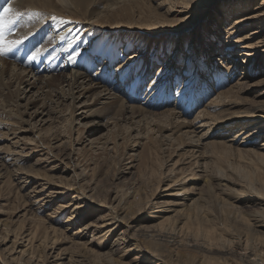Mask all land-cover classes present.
I'll return each instance as SVG.
<instances>
[{
    "label": "rangeland",
    "instance_id": "374dc122",
    "mask_svg": "<svg viewBox=\"0 0 264 264\" xmlns=\"http://www.w3.org/2000/svg\"><path fill=\"white\" fill-rule=\"evenodd\" d=\"M178 1L88 0L79 6L78 4L71 5V9L64 11L63 16L54 15L53 17L57 19H48L45 25H41L38 29L40 32L51 36L49 39L53 47L50 49L52 52H56L58 45H53L56 42L54 41L55 38L61 32L65 33L74 27L77 28L76 33L72 32V35L66 36L65 45L69 47L67 42L71 37H79L73 43L74 45L71 44V46H74V49L70 52L72 61L76 62L78 59L76 56H81L85 52L88 53V61L95 66L94 70L96 69V72L100 71L98 74L103 73L104 69L107 70L105 75L109 80L106 81L108 83L103 82L102 86L114 91V94L117 93L128 105L135 103V105H141L152 112L172 107L177 111L179 110L180 113L185 108L186 113L184 116L186 115L188 120H192L200 114L199 110L202 105H206L208 98H215L216 92H218L217 89L226 87L235 79L234 77L238 73L242 74L243 69L234 72L232 78L230 73L226 72V76H222L225 77L224 81H217L219 83L217 84L215 80L219 79L218 77L222 72L215 73V76L214 72L218 71L217 66H221L222 62L219 59H214L216 68H205L203 65L206 61L203 62V58H201L199 62L200 74L195 76L191 65V69L185 70L189 67L184 62L185 52L181 61H179L180 68L177 70L178 72L174 74L173 79L166 83L165 87H163V82L160 84L152 82L154 77L158 76V69L163 66V61L158 60L159 57L154 58L155 67L152 68L151 74H148V67L144 69L147 66L146 61L150 58V54L146 56L145 60H142L141 66L135 69L134 73L128 75V70L124 69L120 71L122 75H119L120 73L117 71H119L120 65L127 62L131 54L135 53L137 44H139L126 33L147 36V33L142 31L148 26L146 21L153 20L157 26L165 28L160 29L162 31L157 32L155 37L151 35L153 40L149 42V47H156L158 51L161 52L162 50L164 53L163 47L166 42L169 40V43H171L175 37L174 39L177 41L174 42H178L185 51L184 45L187 44L184 41L186 36H174L175 32L182 31H175L174 27L178 25L187 27L183 31L189 32V36L193 35L192 32L201 30L199 35L203 37V28L216 27L212 25L215 16L220 17L221 20V18L235 14L243 9V6L248 5L250 6L244 9L248 12L250 8L249 11H251L253 6L259 3L260 0ZM0 6H2V3H0ZM171 7H174L176 11L172 9L174 12H171L169 9ZM179 10H183V12L179 14ZM86 17L92 18V22L96 19L98 24L101 23L106 28L117 30V34L105 32L104 35L97 38L96 33L91 31L93 30L92 25L87 24ZM229 22L230 20H226L217 24L220 48L225 45L227 35L224 28ZM170 28L172 29L170 30ZM248 29H253V26L249 25L243 31ZM263 34L264 31L259 35ZM34 35L38 36L39 33L36 32ZM81 37L85 38L80 42ZM193 38H195L194 35ZM199 40L201 41V38ZM199 40H196L197 49L199 48ZM211 40L212 38H205L204 42ZM126 41L129 43L128 46H125ZM93 45L96 46V49L91 52L90 48ZM33 46L39 52L35 41ZM50 49L48 50L50 51ZM74 51L77 53L76 56L73 55ZM101 51L104 53L102 56L98 55ZM228 51L241 52L238 45L233 46ZM165 53L167 54V51ZM59 55L60 53H57L55 62L63 65L66 57ZM2 57L13 64L23 65L22 68L26 71H30L32 64L36 61V57L22 63L18 60L14 61L9 57V54ZM262 57L254 65L253 70L250 69L247 72L246 81L244 80L241 85V88L244 89H240L241 92L238 94L239 102L222 113L218 121L214 120L215 123L211 121V124L208 123L207 126L197 128L194 132L187 128L181 129L176 134L166 131L163 132L166 138L162 137V139L161 132H158L157 128L154 127L156 121H158L157 117L154 118L155 115H152V118H154L153 123L147 124L152 119L147 121L142 116L137 118L130 112L121 115L116 112V108L110 111L105 108V99L101 98V102H97L99 97L95 92L89 99L87 98L89 94L82 96L76 102L77 107L74 108L75 100L70 96L61 99L54 97V102L43 106L42 98L44 96L42 91L38 92V88H33L31 91L28 89L21 96H17L18 93L14 87H12V95L4 91L6 97L1 98L6 100L7 106L6 109L0 108L1 256L8 264H20L16 259H21L23 261L21 264H42L44 258L40 259L38 254L46 251L48 257L46 256L44 264H54L51 262L54 259L53 257L58 252H66L64 255H68V258L64 259L63 263L75 264L69 261L70 254L76 253V255H79L82 251H85L84 247H89L88 251H85L87 256L80 257V259L82 258L80 263L101 264L105 262L108 256L106 254L99 256L98 254L110 253V250H113L110 254L115 257L121 255L126 263H130L135 255L141 253L144 255L141 264H157L159 262V264H166L150 254L154 247H157V241L152 235L150 236L153 232L149 230L154 229L153 227L162 215L176 217L182 214L183 207L191 204L194 198L200 197L198 204L199 218L193 216L192 220L195 223L193 221L188 222L192 226L190 225V228L182 235V245L169 243L171 247L169 249L175 255L174 258L185 253L189 257H199L201 261L204 260L205 264H264V227L254 230L250 225V218L259 217V219L264 220V157L254 151H238L235 148H232L231 152L225 153L228 150L219 143V141L230 137L232 133L240 131L246 125L248 126L246 131L255 129L253 134L261 131L257 134L258 139L253 143L254 145L259 146L264 141V110H258L256 107L261 106L260 108L264 109V81L263 84L252 85L258 78H264V55ZM49 64L53 63L43 61L41 66L45 67ZM60 69L62 68L58 69V73L61 72ZM143 70H145L144 74H142ZM69 71H71V67L66 69V72ZM185 71H188V73H185ZM96 72H93V74H96ZM52 73L47 72V74ZM189 76L191 78L195 76V79L200 77L198 79L200 81L194 87L189 86V83H185V77L188 78ZM209 83H214L216 89H213L204 99V95H198L197 91L204 94ZM182 84L184 88L181 90ZM147 88L152 91L147 90ZM65 89H69V86H66ZM201 97L203 99L199 102ZM235 97L234 99H236ZM15 100H18V102H15ZM175 102L177 105H174ZM17 103H19L18 106H15ZM129 110L131 111L130 108ZM186 130L192 133L186 135ZM182 134L189 140L191 136V139L194 140L201 139L200 144L197 147L184 146L185 138L180 137ZM243 138L244 136L239 137L234 145L239 146ZM191 148H195L197 155L200 153L205 155L200 163L207 162L208 169L203 168V166L200 168L195 167L194 162L196 159L188 152L192 150ZM212 176L216 177L215 185L219 183L218 179L224 177V182L230 183L229 186L233 187L235 191L230 192V195L229 188L227 189L224 186L227 191L225 189L222 192L217 190L216 194H213L211 189L208 188L210 184H205L204 180ZM159 186L160 190L163 188V192L157 197L153 196ZM61 187L73 189L69 194L58 197L53 196L48 204L39 203L40 199L50 191ZM79 190L94 199V205L91 207H95L87 208L83 217L70 223L67 221L71 214L76 211V204L68 207H65L64 204L77 196L75 192ZM243 192L251 193L254 198H244L232 205L234 197ZM132 195L141 198L140 207L134 205V211L127 213L130 209L126 203L123 204L122 208L118 206V218L123 219V222H115L112 219L106 222L108 224L106 229L112 230L108 233L105 241L97 238L98 235L96 236L93 232L88 234L86 231L78 233L79 229L84 230L83 228L89 221L98 219L100 213L107 214L110 212L109 208L105 206L99 209L101 207L99 203L103 202L107 206L109 204L117 205L121 198L122 200L132 199ZM202 197H204V200ZM77 198L75 197L72 203L80 201ZM166 201L170 202L166 203ZM149 203H154V205L151 204L150 208L145 212H141L137 218H132L136 216L137 210L145 208ZM56 206H60L61 209L55 213ZM128 218H130L129 221H127ZM199 219L201 220L199 221ZM67 226L71 228L67 229ZM213 227L219 228L217 234L214 235L217 238L220 235L218 239H213L210 236L211 233L207 231V229L210 230ZM54 228L58 229L55 236H59V240L57 239L54 245L50 243L45 248L43 246L44 242L41 243L44 239L42 236L47 233L52 238ZM33 233H36V237H34L32 243H29L28 238ZM219 233H222V236ZM17 234H19L18 237H16ZM134 235H138L136 238L138 241L131 240L129 242L130 236ZM70 239H73L74 242ZM102 242L103 246H101ZM137 242L146 251L141 252L137 248L134 249ZM125 245L128 246L125 249L126 251L123 250ZM34 248L36 250L33 255L31 251ZM206 257L207 259H205ZM99 258L100 262L98 261ZM251 258L255 260H251ZM2 263L0 260V264Z\"/></svg>",
    "mask_w": 264,
    "mask_h": 264
},
{
    "label": "bare ground",
    "instance_id": "6f19581e",
    "mask_svg": "<svg viewBox=\"0 0 264 264\" xmlns=\"http://www.w3.org/2000/svg\"><path fill=\"white\" fill-rule=\"evenodd\" d=\"M87 1L88 0H10L14 9L19 10L25 14L23 17V21L27 25L24 28L18 29L17 33L14 35H11L10 38L15 39V38H18L20 35H24V34H28V33H31V35L29 36V39L27 41H25V45L27 46V48H25L24 46H17V49H14L13 52L8 53L9 57L14 59V61L18 60L19 62L22 63V62H26L28 60L33 59V53H35L34 58L36 57V61L32 64V68L30 69V71L28 70L29 71L28 72L22 68L23 65H18L15 63L13 64V63L9 62L8 59L4 60L2 56L0 57V108L2 107V109H3L7 106L6 100L2 99L1 97H3V96L6 97V94L4 91H7L6 93H10L9 95H12V93H13L12 87L16 88V91L18 93L17 96L23 95L25 92H27L28 89H30V91H31L33 88H38V92L42 91V94L44 96L42 98V105L43 106H47V105H49V103L54 102V97H58V99H61V98H65L67 96H70L73 100H75L74 108L77 107L76 102L82 96L89 94L87 96V98L89 99L92 96V94H94L93 92H95L99 97L97 102H101L102 99H105V101H106L105 108H108L110 111H112L114 108H116L117 109L116 112H118V114H121V115L125 114L127 112H130L131 114L135 115L137 118L139 116H142V117H145L147 121H148V119H152L151 121H148L147 124H152L153 119L157 117L158 121H156L154 127L157 128L158 132H161V139H162V137L166 138L163 135V132H166V131H171V132L176 134V132L181 131V129L187 128L188 130H191L192 132H194V130L197 128H200L202 126H207L208 123L211 124V121H214V120L218 121L219 117L222 113L226 112L228 109L231 108V106H233L239 102L238 94L241 92L240 89L243 88V87L241 88V85L244 83L247 72L250 71V69L253 70L254 65H256V63L260 60V58H263L262 56L264 55V34L261 36L259 35L261 32L264 31V0H260L259 3L255 4L253 6V10L249 11V9H250L249 8L248 12L245 11L244 8H248L250 5L243 6V9L237 11L235 14H232L230 16L227 15L225 18H223V19L221 18V20H220V17L215 16V18L213 19L214 21H213L212 25L213 26L215 25L216 27L215 28H203L202 29V31L204 33V34H202L203 37H200V35H199V33H201V30L198 31L196 29L197 31L192 32L193 35L195 36V38H193V35L189 36V32L187 33L185 31H183L184 28H187V27H185L183 25H178V26L174 27L175 31L176 30H182V31L175 32L174 36H177V35L186 36L185 41H184L185 44H187V45H184V47L186 48L185 51L182 48V46L180 47L178 42H174V41H177L176 39H174L175 37L173 38L171 43H169V40L166 42V45L163 47L164 53L162 52V50H161V52L158 51V48H156V47H153V48L149 47V45H150L149 42H151L153 40L151 35L155 37L156 33L161 32L162 30H160V29H164L165 27L157 26V24H155L153 22V20L152 21L147 20L146 24H148V26H146L147 28H145L142 31L143 33H147V36L141 35V34L134 35L132 33H126V34L130 35V37L135 39V41H137V43H139V44H137V50L135 51V53L133 55L131 54V56L129 57V59L127 60L126 63H124L123 65H120V69L117 72L120 73L121 70L126 69V70H128L127 71L128 75L130 73H134L136 71L135 69H137V68H139V66H141L140 64L143 62L142 60H145L146 56L148 54H150L151 56L146 61L147 66L144 69H146L148 67L147 68L149 70L148 74H151L152 68L155 67L154 58L159 57L158 60L163 61V66L160 69H158L160 72L157 70L158 76L154 77V80H152V82H157L159 84L163 82V87H165L166 83L168 81H170L171 79H173L174 74H176L178 72L177 70L180 68L179 61H181L182 56L185 54V52H186V54L184 55V62L186 63V65L187 64L189 65V67H187L185 70H188L190 68V65H191V68L195 72L194 73L195 76H196V74L197 75L200 74L199 62H200L201 58H203L202 59L203 62L206 61L205 65H203V66H205V68H208V67H211L212 69L216 68V65L214 64V59L215 60L219 59V61L222 62L221 66L220 65H219V67L217 66L218 71L214 72V76H215V73H220V71L222 72V73H220L221 75L218 77L219 79L215 80L216 82L217 81L220 82V80L224 81L225 77H222V76H226V74H225L226 72H229L230 77L232 78L238 69H240V70L243 69V70H242V74L238 73L234 77L235 79H233L226 87L225 86H224V88L219 87L217 89L218 92H216V97L215 98L214 97L208 98L206 105L201 106V108L199 110L200 114L196 115L192 120H188L187 116L186 115H185L186 117L184 116V114L186 113L185 108L182 109L180 113H179V110L177 111L176 109H174L172 107H170V108L165 107L166 109H161V111L156 110L158 112H154V111L152 112L150 110H147L145 107H143L141 105H135V103H133V105L132 104L128 105L122 97L118 96L117 93L114 94V91H110V89L101 85L103 82H106L109 80L108 78H106V75H105V71H107V70L104 69L103 73L98 74L100 71L96 72L95 71L96 69L94 70L95 66L92 65L88 61V58H89L87 56L88 53L85 52L83 55L81 54V56L75 55L79 59V60L77 59L76 62H73L72 61L73 59H71V60L69 59L70 54H71L70 52L74 49V46L68 47L67 45H65V39H60V37L64 36L66 38V36L72 35V32L76 33L78 30L77 28H75V27L72 28L71 32H65V33L61 32L58 35V37L55 38L54 41H56V42L53 45H58L57 51L55 50L56 52L51 51V49L53 47L51 44V41L49 39V37H51V36H49L46 33L40 32L38 29L41 25H45V23L48 21V19L53 20L54 15L55 16H63L64 11L71 9V5H77L78 4V6H79L81 4H84ZM164 1H166V0H164ZM7 2H9V0H0V3H2V5L7 3ZM178 2H180V0ZM165 3H167V2H165ZM181 3H183V2H181ZM169 9L171 10V12H174V10H175L174 7L173 8L171 7ZM172 9H174V10H172ZM0 10H2V8H0ZM178 12H179V14H181L183 12V10H181V11L179 10ZM97 16H100V15H97ZM232 16H235V17H232ZM91 19H90V17H86V22H87V24L92 25L91 27L93 28V30H91V31L96 33L97 38L104 35L105 32H108V34H117V30H113V29L111 30L109 28H106V27H104L105 25L102 24L103 25L102 26L101 23L98 24L96 19L94 20V22H92ZM66 20H67V18H66ZM226 20H230V22L226 25V28H224V32L226 33L227 37L225 40L224 47L220 48L219 47L220 46L219 45L220 44V39H219L220 36H218L219 35V28H218L217 24H220L221 22L226 21ZM249 25L253 26V29H251V30L248 29L247 31H243V29L248 27ZM179 26H181V27H179ZM171 29L172 28H170V30ZM36 32L39 33L38 36L34 35V33H36ZM196 33H198V34H196ZM83 36H84V34H83ZM84 38H82L80 40V42L82 40H84ZM94 38H95V36H94ZM200 38H201V41L199 40ZM205 38H212V40L208 41V42H204ZM196 40H199L198 41V44H199L198 49L196 48ZM34 41L37 44L39 52H37V50L33 46ZM72 45H74V44H72ZM128 45H129V43L126 41L125 46H128ZM132 45H134V44H132ZM236 45H238L241 52L235 53V52H229L228 51L233 46H236ZM95 47L96 46L93 45L90 48V51L91 52H92V50L94 51L96 49ZM84 48H86V47H84ZM110 48H112V47H110ZM48 49H50V51ZM115 51H116V49H115ZM166 51H167V54L165 53ZM57 53H60L59 56L62 55V56L66 57L65 58L66 61L63 65L57 64L55 62L57 59ZM75 56H74V58H75ZM163 57H164V60H163ZM43 61L48 62V63H53V64H49V65H46L45 67H42L41 64L43 63ZM244 62H245V64H243ZM242 64H243V67H242ZM69 67H71V71L66 72V69ZM59 68H62V69H60L61 70L60 73H58ZM198 68H199V70H198ZM35 69H37V70H35ZM144 71L145 70H143L142 74H144ZM47 72H49V73L53 72V73L47 74ZM93 72H96V74H93ZM44 73H46V74H44ZM185 73H188V71H185ZM140 74H141V72H140ZM119 75H122V74L120 73ZM189 77L188 78L185 77V83L186 82L189 83V86L194 87V85L197 84L198 81H200V80H198L200 77H196V79L194 77H192V78L190 77L191 78L190 79ZM230 77H228V78H230ZM125 80H127V79H125ZM205 80H207V79H205ZM263 81H264V78H258L257 80H255L252 83V85L253 84L254 85L259 84V83L263 84ZM123 82H124V80H123ZM218 82H217V84H219ZM106 83H108V82H106ZM125 83H127V82H125ZM135 83H137V82H135ZM134 85H133V87H134ZM141 85H142V83H141ZM208 85L209 86H208V88H206V91L204 92V94L197 91L198 95H204V99L207 96V94H209L213 89H216L215 88L216 85H214V83L213 84L209 83ZM66 86L67 87L69 86V89H65ZM118 86H120V85H118ZM180 88H181V90L184 88L183 84H182V87H180ZM149 89L147 88V90H149ZM145 92H147V91H145ZM136 94H137V92H136ZM193 94H195V93H193ZM153 96H155V95H153ZM189 96H191V95H189ZM235 96H237V97H235ZM229 97H231V98H229ZM234 97L236 99H234ZM158 99L160 100V98H158ZM202 99L203 98L201 97L199 102H201ZM107 100H109V101H107ZM181 100H182V98H181ZM155 101H156V99H155ZM15 102H18V100H15ZM158 103H159V101H158ZM177 103H178V101H177ZM177 103L174 105H177ZM18 104L19 103H17L15 106H18ZM179 104H181V103H179ZM186 105H188V104H186ZM256 107L258 110H264L263 108H260L261 106H256ZM129 108L131 109V111L129 110ZM14 113H13V115H15ZM152 115H155V117L152 118ZM263 115H264V113H263ZM215 121H214V123H215ZM247 128H248V126L246 125V126L242 127L240 129V131H237L236 133H232L230 137H227L226 139L219 141V143H221L223 145V147L225 146L224 148L226 150H228V151H226V152L224 151V152L225 153L231 152L232 148H235L238 151H241V150L254 151L258 155H260L261 157H264V141L263 142L261 141L262 143L259 146L257 145L258 147L253 144L258 139L257 134L260 133L261 131H258L257 133L255 132L256 134H253L255 129L254 130L249 129L246 131ZM191 131L189 132L186 130V135H190V133H192ZM241 136H244V138L241 140L239 146L238 145L235 146L234 145L235 141H237L238 138ZM180 137L185 138V136L183 134ZM191 137H190V140L188 138H185L184 146L197 147V145L200 144L201 139L194 140L193 138L191 139ZM250 142H252V143H250ZM243 144H245L246 146H244ZM241 145H243V146H241ZM194 149L195 148H193L192 150H189L188 152L191 153L192 156H194V159H196L194 162L195 167L200 168L203 166V168L208 169L207 168L208 167L207 162L200 163L201 159L205 158V155L203 153H200L197 155V151H195ZM215 179H216L215 176H212L209 178L207 177V179H204L205 184L206 183L208 185L210 184V186L208 188L211 189L213 194H216L217 190L222 192V191H224V189L226 190V188L227 189L229 188L228 189L229 193L235 191L233 187L229 186L230 183L228 184L227 182H224L225 181V180H223V179H225L224 177H221L220 180L218 179L219 183H217L218 185L216 184L217 188H218L217 189L215 187L216 185L214 184ZM48 183H51V182H48ZM224 186L226 188H224ZM44 188H46V187H44ZM50 188H52V187H50ZM55 189H56V187H55ZM72 189L67 188V187H65V188L61 187L57 190H52L45 197L41 198L39 203L41 202L44 204L45 203L48 204L50 202V199L53 196L58 197L60 195L69 194V192ZM219 191H218V193H220ZM162 192H163V188L160 190V186H159V187H157L156 192H154L153 196L157 197ZM75 193H77V196H74V198L78 197L77 200H80V201H77L76 203H72V200L74 199V198H72L71 200H68L66 202V204H64L65 207L72 206V205L76 204V207H75L76 211H74L71 214V217L67 221L70 223L74 220H78L80 217H83L85 210L94 205L93 204L94 199H92L88 194H85V193L81 192L80 190L78 192H75ZM80 195H83V196H80ZM230 195H231V193H230ZM156 197H154V198H156ZM131 198L132 199L126 198L125 200H122V198H121L117 205L109 204L107 206L103 202L99 203V205L101 206V207H99V209H101L103 206H105V207L109 208L110 212L107 214L100 213L98 215L99 216L98 219L89 221V223L85 226V228H83L84 230L82 231L81 229H79L78 233H82V232L86 231V233L88 234L89 232H93L96 236L98 235L97 238H101L105 241L106 237L108 236V233L112 230V229H106V228H108V224L106 222L110 219L115 220V222H123L122 221L123 219L120 220L118 218V213H119L118 206L120 208H122L123 204L126 203L130 209L127 213H130V211H134V208H133L134 205H135V207H140V204L142 202L141 198L138 197L137 195H132ZM203 198L204 197H202V199ZM244 198H247V199L248 198H254V196H252L251 193H248V192H243L241 194H237L233 199L234 202H232V205H234L233 203H238L240 200H243ZM169 202L170 201H166V203H169ZM199 202H200V197L194 198L193 201L191 202V204L183 207L184 209L182 210V214H179L176 217H173L171 215H166V214H164L160 217L159 221L156 222L155 226L153 227L154 229L149 230V231L153 232L152 234H150V236L152 235V237L156 238L155 240L157 241V247H154V250H152V253H150V254H152L153 256H156V258H158L159 260H161L163 263H166V264H168V263L173 264L172 263L173 261L175 262L174 264H205L204 260L201 261V259L199 257H197V258L191 257V256L189 257L185 253H184V255L179 254L180 256H177V258H174L175 255L169 249V248H171L169 246L170 242H172V245H176V244L178 246L182 245V243H183L182 239L183 238H181V237H183L182 235L184 234L185 231H187V229L190 228V225H191L188 222L193 221L192 220L193 216H196L197 219L199 218L198 217L199 216V214H198L199 213L198 212ZM151 204L154 205V203H151ZM151 204L149 203L145 206V208H141V209L137 210V212L135 211L137 214H135L136 216L132 217V218L133 219L137 218L141 212H145L148 208H150ZM94 207H91V208H94ZM236 207H237V205H236ZM60 209H61L60 206H56V208L54 209L55 210L54 212L55 213L59 212ZM48 215L50 216L51 213ZM126 215L128 216L129 214H126ZM129 220H130V218L127 219V221H129ZM200 220L201 219H199V221ZM250 221H251L250 225L252 226V228L254 230H256L259 227H264V220L259 219V217L250 218ZM248 222H249V220H248ZM70 228H71L70 226H67V229H70ZM217 228L213 227L210 230L207 229V231L209 233H211V235L210 234L209 235L213 239L217 238L216 236H214L215 234H217V231L219 230V228L218 229ZM93 229H94V231H92ZM191 229H192V227H191ZM52 231H53L52 233H54L52 238H51V235H48L47 233L44 236H42V237H44V239L42 240L41 243L43 244V242H44L43 246L45 248L47 246H49L50 243H52V245H54L56 240L57 239L59 240V236H55V234L58 232V229L54 228ZM219 234H221V236H222V233H219ZM35 235H36V233H33V235L30 236V238H28L29 243H32V241L34 240V237H36ZM18 236H19V234H17L16 237H18ZM134 236H130V239L128 241L129 242L131 240L138 241V239H136L138 235H134ZM219 236L220 235H218V238H219ZM70 238H72V236H70ZM75 238L76 237L74 236V239ZM40 239H42V238H40ZM70 240H73V239H70ZM73 242H74V240H73ZM103 242L101 243V246H103ZM124 244H126V242H124ZM126 247H128V246L125 245L123 247L124 248L123 250H125ZM88 248L89 247H87V248L84 247L83 249H85V251L86 250L88 251ZM135 248L139 249L141 252H144V250H145L142 248V246H139L138 242H137V245L134 246V249ZM35 250L36 249L34 248V250L31 251V254L34 255ZM127 250H130V249H127ZM85 251H82V253L79 255H76V253L70 254L69 261L74 262L75 264L76 263L79 264L80 262H82V260H81L82 258L80 259V257L84 258L87 256V252H85ZM110 251L112 252L113 250H110ZM24 252H25V250H24ZM107 253L104 252V253L98 254L99 256H102L105 254L108 256V258L106 257L105 262H102L101 264H141L142 258L144 256L140 253V255H135V257L133 258V261H131L130 263H126L123 261V258H121V255L119 257L118 256L115 257L112 254H110L109 252H107ZM64 254H66V252H58V254L55 257H53L54 259L51 262L54 264H57V263L58 264H64L63 263L64 259L68 258V255L65 256ZM38 256L40 259L44 258V260L42 261V264H44L46 256L48 257V254H46V251H42V253L38 254ZM205 259H207V257ZM0 260L3 262L2 264H8V262H6V260L4 259L3 256H1V254H0ZM16 260L19 261L20 264L23 262L21 259H16ZM251 260H255V259L251 258ZM98 261L99 262L101 261L100 258L98 259ZM159 263H157V264H159ZM80 264H83V263H80ZM255 264H257V263H255Z\"/></svg>",
    "mask_w": 264,
    "mask_h": 264
},
{
    "label": "snow or ice",
    "instance_id": "6c2138e0",
    "mask_svg": "<svg viewBox=\"0 0 264 264\" xmlns=\"http://www.w3.org/2000/svg\"><path fill=\"white\" fill-rule=\"evenodd\" d=\"M2 10H0V56L7 55L8 53L13 52L14 49H17V46H24L25 41L29 39V36L31 33L20 35L18 38H10L11 35H14L17 33L18 29L26 27V23L23 21L24 13L14 9L12 6V3L7 2L0 6ZM53 19H57L56 17H53ZM71 32V30H69ZM60 39H65L64 36H61ZM79 39L78 36L73 37L69 39L68 43L69 46L75 42V40ZM77 53L74 51L73 55H76ZM98 55H104V53L101 51L98 53ZM35 56V53H33V58ZM69 59L71 60L72 57L70 56Z\"/></svg>",
    "mask_w": 264,
    "mask_h": 264
}]
</instances>
